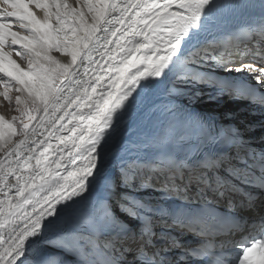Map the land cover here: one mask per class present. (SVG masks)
Listing matches in <instances>:
<instances>
[{"label": "snow or ice", "instance_id": "snow-or-ice-1", "mask_svg": "<svg viewBox=\"0 0 264 264\" xmlns=\"http://www.w3.org/2000/svg\"><path fill=\"white\" fill-rule=\"evenodd\" d=\"M228 6L219 0H0V84L5 86L0 97L11 105L8 87L19 93L14 101L17 115L7 119L0 114V264H24L25 260L91 264L98 252L107 264H121L133 251L134 259L143 264L149 254L144 244L134 245L138 241L150 244L155 236L153 216L145 213L159 216L161 225L169 213L116 193L119 187L131 189L134 184L139 189L154 188V174L162 177L165 199L190 201L188 189L197 187L196 195L203 199L200 212L189 224L173 223L199 231L207 248L223 249L224 241L209 239L214 236L210 221L216 219V206L227 195L221 171L235 176L239 169L230 163L232 156L227 152L212 155L197 149L180 157L167 151L170 145L193 138L181 131L176 106L167 99L183 94L175 87L150 109L167 117V122L150 135L142 134V142L125 141L112 150L135 158L118 161L119 182L105 184L107 195L83 209L66 207L63 216L58 209L89 192L103 146L109 138L118 137L121 126L144 103L137 92L142 82L158 81L172 66V74L184 84H211L213 75L204 70L211 63L227 71L254 74L264 86V21L234 35L215 36L205 28L206 17L216 22L209 15L213 9ZM36 10L43 12V18ZM201 33H205L203 40ZM242 35L253 41L256 51L251 61L237 64L238 56L249 54ZM54 53H62L63 58ZM13 54L27 58L28 68ZM191 126L198 129L197 137L219 142L220 136L207 126L184 125ZM132 131L135 128L129 134ZM237 140L224 137L226 146L235 147ZM150 150L156 155L147 159ZM113 205L141 220L139 235L117 217ZM227 207H232L230 201ZM52 227L55 235L43 241L45 230ZM239 229L241 225L234 224L215 235ZM38 242L43 244L39 255L36 247H29ZM257 249L258 261L252 256ZM213 264L228 262L213 256ZM236 264H264V239L244 246Z\"/></svg>", "mask_w": 264, "mask_h": 264}, {"label": "bare ground", "instance_id": "bare-ground-1", "mask_svg": "<svg viewBox=\"0 0 264 264\" xmlns=\"http://www.w3.org/2000/svg\"><path fill=\"white\" fill-rule=\"evenodd\" d=\"M69 2H73V0H69ZM221 4L230 5L227 8H221L219 10L213 9L209 15L216 17V22L212 24V22L206 17L204 19L205 28L208 29V32L211 35L215 36H223L230 34V30L233 28H241L245 25H257L262 22L261 18L258 16V11L253 10L255 6H257L260 0H219ZM37 15L43 18V12L40 10H36ZM211 24V28L208 26ZM17 30V29H16ZM205 38V33L200 34V39L203 40ZM210 38V36H209ZM249 45V50L256 51L255 48H252V40L250 41H242ZM9 49H6V51ZM188 51L187 46L184 49V53L186 54ZM243 51V49H242ZM58 58H63L62 53H54ZM13 58L17 60V62L24 67L28 68L26 62H28L27 58L22 56H16L13 54ZM213 64H209L205 68H212ZM175 70H173L168 76L161 77L158 81H144L141 83V87L137 89V92L140 93V97L144 100L142 106L133 114L132 119L125 125L121 126L120 133L118 137L115 139L109 138L107 145L103 146L101 151V160L99 167L97 169V173L94 177L90 178L89 182V192L85 194V197L78 198L74 202H70L69 206L61 205L58 209V212L61 216L64 215L63 209L66 207H71L72 210L83 209L87 206L88 203L97 199L100 196L107 195L106 192L103 191L105 184L108 181L116 180L119 182V166L118 161L122 159H131L135 157H131L128 153L121 155L119 152L113 154L112 150L114 148H119L124 145L125 141H133L135 143H140L141 135L144 133H148L149 135L156 132L158 130V126H162L163 123L167 122V117L161 116L159 113H152L150 109L154 104H158L161 101H164L166 97V93H168L169 89L175 87L177 83L183 85L182 87L187 88L186 94L184 95H173L170 98L172 103L175 104L179 119H186L188 123H196L201 121L204 118L214 116L219 118V122L221 123V127L230 133H234L235 136H242L249 144H255V148L249 147L243 152H239L240 149L237 148L234 151H230L229 153L232 156V160L230 163L233 167L239 169V173L235 176L240 177L241 181H247L250 178L248 174L247 167L243 164V159L249 152L254 154V159L252 162L259 161L264 163V110L262 106L258 103L249 104L248 102H242L237 98H234L230 95L228 90L220 89V88H205L199 82H192L190 84H184L180 82L176 75L172 74ZM151 85L149 88L148 85ZM197 84L201 85L199 87ZM1 86V84H0ZM5 90V86L2 87ZM8 91H12L15 95H19L16 92L14 87L9 86ZM203 94L202 97H199V94ZM195 102H201L199 105H196ZM4 104V98L0 97V108L1 105ZM202 106L199 107V106ZM0 114L4 115L7 119L5 112L0 111ZM135 128V131H132L129 134V130ZM256 138H260L256 141ZM55 143V141H53ZM174 145H170L168 148L173 147ZM168 150V149H167ZM129 152L132 150L129 149ZM2 155V154H1ZM155 152L149 151L147 159H151ZM220 174H228L226 172L221 171ZM158 175V174H154ZM230 177L234 178L232 175ZM160 178H154L152 183L155 186H161V183L158 181ZM121 191H128L130 194L134 196H139L142 193H149L151 196H156L161 193V191H157L154 188L151 189H139L137 184L133 185V188H125L119 187ZM113 207L119 210L115 205ZM264 207V193H262L254 202L253 207H251L248 214H250V219H255L256 216L260 212H262ZM128 219L131 220L130 225H133L131 229L137 230V228L141 227V223L137 221L136 218L130 217L127 215ZM136 225V226H134ZM160 228V227H158ZM55 227L49 228L45 230V234L43 241L51 239L55 235ZM139 235V232L137 231ZM187 237H191L188 235ZM29 247H36V254L39 255L40 249L43 247V244L38 242L37 244L30 243ZM96 261L106 262L105 256L102 252H98L96 254ZM24 264H32L31 260H25ZM126 264H140L139 260H135L134 258L126 261ZM143 264H149L148 262Z\"/></svg>", "mask_w": 264, "mask_h": 264}, {"label": "rangeland", "instance_id": "rangeland-1", "mask_svg": "<svg viewBox=\"0 0 264 264\" xmlns=\"http://www.w3.org/2000/svg\"><path fill=\"white\" fill-rule=\"evenodd\" d=\"M17 30H20V31H24V30H22V29H18L17 28ZM26 64H27V66H28V62H26ZM199 87L201 86V85H199V84H197ZM4 85L3 84H1V90L3 89L2 87H3ZM183 85H181L180 83H177L176 85H175V88H177V89H182L183 90V94H180L179 96H181V95H184V94H186V90H189V89H187V88H184V87H182ZM201 88H202V86H201ZM9 95L12 97V99H13V103L10 105L7 101H5L4 100V104H2L1 105V107L2 108H0V111L2 110V112H5L6 113V116L8 117V119H11L13 116H16L17 115V112L15 111V107H16V105H15V103H14V101H15V97H16V95H15V93H13L12 91H9ZM202 93L201 94H199V97H202ZM196 103V105H199L201 102H195ZM199 107H201L202 108V106L200 105ZM1 155V154H0Z\"/></svg>", "mask_w": 264, "mask_h": 264}]
</instances>
